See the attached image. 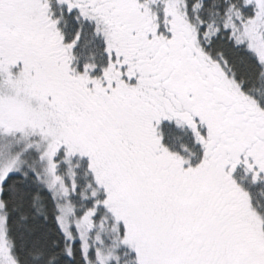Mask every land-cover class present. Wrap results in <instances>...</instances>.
<instances>
[{"label":"snow or ice","instance_id":"snow-or-ice-1","mask_svg":"<svg viewBox=\"0 0 264 264\" xmlns=\"http://www.w3.org/2000/svg\"><path fill=\"white\" fill-rule=\"evenodd\" d=\"M0 264H264V0H0Z\"/></svg>","mask_w":264,"mask_h":264}]
</instances>
